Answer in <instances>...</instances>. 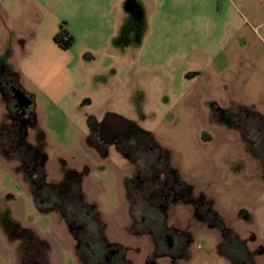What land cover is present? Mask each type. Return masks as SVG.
<instances>
[{
    "label": "rangeland",
    "instance_id": "rangeland-1",
    "mask_svg": "<svg viewBox=\"0 0 264 264\" xmlns=\"http://www.w3.org/2000/svg\"><path fill=\"white\" fill-rule=\"evenodd\" d=\"M10 74L34 97L41 185L9 124ZM236 108L264 118V0H0V264H98L119 249L112 263L264 264V172ZM108 114L163 149L185 205L131 206L122 158L93 164L91 123Z\"/></svg>",
    "mask_w": 264,
    "mask_h": 264
},
{
    "label": "flooded vegetation",
    "instance_id": "flooded-vegetation-1",
    "mask_svg": "<svg viewBox=\"0 0 264 264\" xmlns=\"http://www.w3.org/2000/svg\"><path fill=\"white\" fill-rule=\"evenodd\" d=\"M5 79V84L8 87L5 94L9 97L10 103H8V107L13 116V119L9 120V124L13 125L12 133L15 135V140H18V142H21V136H25V140H23L24 143L19 144L23 146L20 148H22L25 153L27 163L25 173L29 178H31L30 176H34L33 179H37L35 180L37 184H42L45 182V168L40 160L37 161V159H33V151L28 149V146H30L28 134L25 135L27 126H30L31 129L35 123V111L30 109L34 104V97L23 89L22 85L14 79L12 74L6 76ZM5 84L4 86H6ZM240 114V109L236 108V111L233 112L231 116V123L237 130L242 132L246 147L254 152L259 162L262 164L261 168H258V170L262 169L264 172V118H248ZM91 126L88 154L93 157L92 162L94 165L101 162L111 163L110 157L112 154H118L117 156L122 158V164L128 169L130 176L124 183V187L127 189L125 200L131 206L138 203L152 204L155 203V201L166 206L175 202L185 205V202L189 200V194L185 187V180L176 174V170H171L173 166L172 162L163 153V149L153 146L143 132H139L138 130L130 131L126 123L112 114L104 116L100 123H91ZM85 162L89 163V165L91 164L89 161ZM76 182L77 181L74 180L69 185V190L71 192H74V190L78 188L74 185ZM47 190V196L50 198L52 206H60V196L54 191L52 185H49ZM77 193L78 192L75 190L74 195L76 198H78ZM74 204L77 209H81L82 206V213L85 214L84 216H87L90 221L93 220L94 223L98 222L95 216L87 213L88 211L85 205L79 202H74ZM132 209L129 212L131 218H133ZM66 216L69 221L73 222L72 218L71 220L69 219L68 214ZM77 226L86 234L81 224ZM79 239V237L76 238L78 242H80ZM106 243L108 247L115 245L107 240ZM175 246L176 245H173L172 248L174 249ZM167 247L170 249V244ZM32 249L35 250L36 247ZM115 253L117 255L121 254V249L115 252L112 251L109 256H106L103 262L97 261V263L116 264L115 261L112 263V259L115 258L113 254ZM42 255L44 257V252L41 254V257ZM119 262L122 263L120 260L118 263Z\"/></svg>",
    "mask_w": 264,
    "mask_h": 264
},
{
    "label": "trees",
    "instance_id": "trees-1",
    "mask_svg": "<svg viewBox=\"0 0 264 264\" xmlns=\"http://www.w3.org/2000/svg\"><path fill=\"white\" fill-rule=\"evenodd\" d=\"M55 43H57L64 50H69L75 42L74 36H72L64 25H60L58 33L53 37Z\"/></svg>",
    "mask_w": 264,
    "mask_h": 264
},
{
    "label": "crops",
    "instance_id": "crops-1",
    "mask_svg": "<svg viewBox=\"0 0 264 264\" xmlns=\"http://www.w3.org/2000/svg\"><path fill=\"white\" fill-rule=\"evenodd\" d=\"M261 25H262V23L259 24V26H261ZM66 96H67V95L63 94V96L60 97V102H59V103H62V102L64 101V99L66 98Z\"/></svg>",
    "mask_w": 264,
    "mask_h": 264
},
{
    "label": "water",
    "instance_id": "water-1",
    "mask_svg": "<svg viewBox=\"0 0 264 264\" xmlns=\"http://www.w3.org/2000/svg\"><path fill=\"white\" fill-rule=\"evenodd\" d=\"M28 103V102H27Z\"/></svg>",
    "mask_w": 264,
    "mask_h": 264
}]
</instances>
